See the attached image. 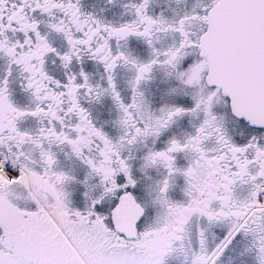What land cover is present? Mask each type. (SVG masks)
<instances>
[{"label": "snow or ice", "instance_id": "obj_1", "mask_svg": "<svg viewBox=\"0 0 264 264\" xmlns=\"http://www.w3.org/2000/svg\"><path fill=\"white\" fill-rule=\"evenodd\" d=\"M0 264H264V0H0Z\"/></svg>", "mask_w": 264, "mask_h": 264}]
</instances>
